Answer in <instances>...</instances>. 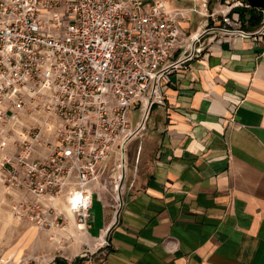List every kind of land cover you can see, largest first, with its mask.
<instances>
[{"label": "built area", "instance_id": "1", "mask_svg": "<svg viewBox=\"0 0 264 264\" xmlns=\"http://www.w3.org/2000/svg\"><path fill=\"white\" fill-rule=\"evenodd\" d=\"M226 6L221 26L192 34L164 0H0V179L17 221L65 245L72 224L88 234L94 186L112 185L120 204L127 147L168 106L172 74L210 33L264 38V9L246 31L230 14L252 7Z\"/></svg>", "mask_w": 264, "mask_h": 264}, {"label": "crops", "instance_id": "2", "mask_svg": "<svg viewBox=\"0 0 264 264\" xmlns=\"http://www.w3.org/2000/svg\"><path fill=\"white\" fill-rule=\"evenodd\" d=\"M171 7L192 34L221 26L228 9ZM230 16L246 31L260 25L257 8ZM203 49L172 74L168 106L153 108L148 140L130 149L120 204L112 185L94 186L86 242L49 264H264V38L210 33Z\"/></svg>", "mask_w": 264, "mask_h": 264}, {"label": "rangeland", "instance_id": "3", "mask_svg": "<svg viewBox=\"0 0 264 264\" xmlns=\"http://www.w3.org/2000/svg\"><path fill=\"white\" fill-rule=\"evenodd\" d=\"M164 1L169 5L171 9H175L172 8L171 6L181 5L184 6L181 8L190 11L192 10L194 13H198L199 11L202 10V8L207 9L208 12L213 13L214 9L216 8L219 9L220 4L226 5L236 0H164ZM236 10L237 9H235V11ZM191 19L195 20V16L193 14L191 15ZM261 20H262V16L260 13V22ZM160 110L161 109L157 107L155 111H160ZM128 119L132 128H134L136 122L138 121V111L135 106L131 107ZM150 121L151 120L147 122L146 127H148ZM146 133H147V129L141 133L140 137L136 138L138 140H135L128 145L127 155H129L130 149L131 152H133V154L135 153V150L137 148L140 139L148 140V136ZM129 163L130 160L128 162L127 168H129V176L131 178L132 167H130ZM60 204H62V202H60ZM97 207L98 205L95 206V209L92 212L95 213L96 211H98ZM4 214L5 215L10 214L12 220L15 223L9 226H4L3 224ZM68 230L70 231V229ZM32 235H34L33 238ZM83 239L84 242L80 243V245H83L86 242L85 236L83 237ZM74 242L76 241H73L72 243ZM50 243L51 242L47 241L45 234L37 232V230L32 225H29L24 222H19L12 216L10 210V199L6 192V188L0 179V264H18L21 261H27V260H31L30 262H32V264L34 263L49 264L54 254L63 256L62 250L54 249V248L49 249L47 246H49ZM71 248H73V245H71ZM79 248L77 250L75 249L74 253L71 256L75 255V253L77 254Z\"/></svg>", "mask_w": 264, "mask_h": 264}, {"label": "bare ground", "instance_id": "4", "mask_svg": "<svg viewBox=\"0 0 264 264\" xmlns=\"http://www.w3.org/2000/svg\"><path fill=\"white\" fill-rule=\"evenodd\" d=\"M61 205L66 209L65 204L63 202H62ZM14 223L15 222L12 220L10 214H6V215L4 214V216H3V224H4V226H9V225L14 224ZM69 229H70V231L68 230L69 234H71L73 236L74 240H76V242L72 243V245L74 247H78L80 243H83L84 242L83 241L84 240L83 237L85 235L74 224H72V226ZM33 237H34V235H32V238ZM86 237L87 236H85V239H86ZM47 247L49 249H51V248H54V249H64L65 248L64 245L60 242V240L59 241L57 240V242H54V243H50L49 246H47Z\"/></svg>", "mask_w": 264, "mask_h": 264}, {"label": "water", "instance_id": "5", "mask_svg": "<svg viewBox=\"0 0 264 264\" xmlns=\"http://www.w3.org/2000/svg\"><path fill=\"white\" fill-rule=\"evenodd\" d=\"M252 8L264 9V0H246Z\"/></svg>", "mask_w": 264, "mask_h": 264}, {"label": "trees", "instance_id": "6", "mask_svg": "<svg viewBox=\"0 0 264 264\" xmlns=\"http://www.w3.org/2000/svg\"><path fill=\"white\" fill-rule=\"evenodd\" d=\"M59 262V260L56 261V264Z\"/></svg>", "mask_w": 264, "mask_h": 264}]
</instances>
